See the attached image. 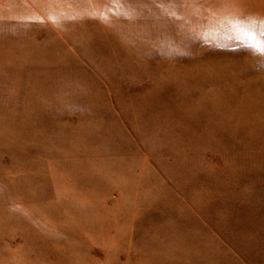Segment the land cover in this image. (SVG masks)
<instances>
[{"label":"rangeland","instance_id":"obj_1","mask_svg":"<svg viewBox=\"0 0 264 264\" xmlns=\"http://www.w3.org/2000/svg\"><path fill=\"white\" fill-rule=\"evenodd\" d=\"M0 264H264V0H0Z\"/></svg>","mask_w":264,"mask_h":264}]
</instances>
